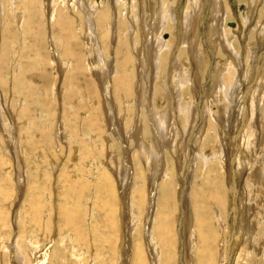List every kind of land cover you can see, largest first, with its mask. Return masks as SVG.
<instances>
[{"label":"bare ground","instance_id":"bare-ground-1","mask_svg":"<svg viewBox=\"0 0 264 264\" xmlns=\"http://www.w3.org/2000/svg\"><path fill=\"white\" fill-rule=\"evenodd\" d=\"M222 1H223V4H222ZM224 1L225 0H216L215 3L217 2V4L215 5L214 8L212 7L213 9H216V7L218 5V10H216V11H219V12L221 11V12L220 13L218 12V15L216 17L217 19L214 21L215 25L208 28L207 34H209V36H211L213 33H215V31L220 32L221 23L224 22L226 14H228V12H229V10H227L228 9L227 6H225ZM19 2H20V4H19ZM193 2H194V0H193ZM172 3H174V0H163L161 3V6H159L160 8L158 9V7H157V10H156V3L155 2L152 5L150 4L151 6L148 3L147 6L145 4L144 7H142V6H140L141 3H139V1L137 2V4H135V1L132 4V3H128V1H126V0H99V1H96V0H17V1L16 0H0V26L2 25L0 28V87H2L3 84L6 87L9 86V84H10L13 88V86H15V85H12L14 82V79L19 80V85H18L19 90L21 91V93L26 94L25 97L22 98V101L21 100L19 101V103H17V102L20 99V97L17 98L18 100H17L16 104H19V105H18V107H16V105H14V104L13 105L9 104V103H8V105L5 103L2 104L3 101H1V98L3 95L0 93V121H1L0 123L4 128L9 127L10 131H11V133L7 134L6 136L12 142V144L10 145L11 150L13 151V153L11 155V157H12L11 159H13V161L16 162L17 168H18V173L20 176V177H18L17 182L23 181L21 179V176L24 175L23 162H22V152H24V150L22 147L27 146L30 150L32 149V151H34L37 154L36 157L39 158V157H41V153L39 151H37V147H36V143H35V141H37V136L39 135L41 137H44L45 138L44 141H46L45 142L46 144H48V142L54 141V139H55L53 136H51L52 134L50 132L52 124L55 121L53 123H48L47 125L45 124L46 127H43L41 125V128H40L39 124H41V123L44 124V122H48L47 121L48 118H47V120H44L45 118H42L41 123H39V124L36 123V121H38V119L40 120V118H39L40 113H36L35 108L41 109V107H42L44 110H48L47 112H49V110L52 108L53 114H55L56 113L55 110H57L58 114L56 115V117L61 113V117H63V116H64V118L66 117L65 121L63 123L66 125L67 122H70V124H68V125H71L73 127V129L71 131L72 135L76 136V138L74 139L75 143H77V142L79 143L78 145L70 144V143L68 145V147L70 146L69 152H70L71 156H73L74 163H77V162L79 163L80 160L84 161V159H86V157H90L94 154H99L100 157H103L105 152H106V154H108L109 151L111 152L110 144H105L106 142L102 143L101 141H99L97 139V138H102L101 135H103V134H104V136H105V134H107V136H110V137L114 136L115 140L118 143H122V144H124L126 142V140H124V139L133 138L132 141H134V147H135L133 149L135 152L131 153V156L133 157L132 159L129 156L130 150H129L127 145L126 146L124 145V150H123L124 155L121 153V154H118V157H117L116 155L113 156V154L112 155L109 154V157L111 159H113V161L116 164L118 162L122 163V161L123 162H125V161L129 162V158H130V162L133 165L132 170L134 168V170H136V171L133 170V172H135L134 174H136V173L138 174V175L136 174L137 178L135 181H134V178L132 177L133 178L132 179L133 184L134 183L135 184H134V187L128 188L130 190H128L127 195H129V196H127V199H128V203H130V198H131V206H130L131 207V218H132L131 219V224H132L131 230L134 229L135 220L138 217L141 218V216L144 214V212L142 211V208L144 207L143 205L145 203V200L147 199L146 201L148 202V209H147L146 219L151 220V222H152L151 224H153V225L151 228H148L146 230V233H145L146 238L147 239L150 238L149 242H147L146 248H147L148 252L147 251L145 252L146 255H144L145 254L144 250L142 249L140 244L137 243V245L135 246L133 256L131 258V255H130L131 253L129 254V250L127 249V245L124 244L125 236H126L128 230H130V229H128L129 224L127 222L128 212L127 211L125 212L124 208L122 206L119 207L118 202H117L118 208L116 207L115 212H114L113 206L109 203L110 197H113L114 195H115V197H117V196L115 193L114 182H113L112 176L110 175V171H108L105 168L106 166H104L105 164L106 165H108V164L102 161L103 158L100 160L102 163H104L101 171L99 172V174L98 173L94 174L95 176L98 175V177L96 176L97 177L96 184H94V183L90 184L88 182L89 183V191L97 193L96 194L97 198L95 201L98 203L100 201L99 205L106 208L105 216L107 219V223H109V226L113 227L114 222L112 221V218L115 217L116 213H118L120 216L122 215L121 221L122 220L123 221L121 223L122 228H120V229L124 230L125 235L123 236V233L121 230L120 235L117 236L118 240H117V245H116V252L119 251V252H117V253H119L118 264H128L129 255H130L129 264H148V262H147L148 258L146 259L145 256L150 258L151 261L149 264H170V263H172V264H214V263L215 264H222V262L225 259V258L222 259L225 252H226V256H229L231 253L235 254L236 258H234V262H231V264H239L238 257H240V256H239V254L236 255V253L238 252V250H241L242 248H244V246L246 247V249L243 251L244 257H243L242 261L244 260L245 264H264V202L261 204V205H263L262 209L261 210L258 209L259 212H257V214L258 213L260 214V215H258L260 218H257V219H260L262 221V226L259 229H257L258 228L257 226H254L255 222L253 220H255L256 218L253 216H252L253 219L251 217L252 220L250 221V224L247 225L245 215H247L248 217L250 215L249 214L250 213V206H248L249 207V208H247L248 214L246 213V214L240 215L241 219H240V222L238 223V226H237L238 230L236 231V237L235 236L233 237L230 245L226 242L227 236L229 238L232 235V232L234 231L233 229L236 226V225L234 226L233 222H231L228 218L224 219L223 216H221V214L224 215L226 212H227V215H229L228 209L230 207L229 206L226 207V205H227L226 203L229 202V199H227V195H225L226 194V189H225L226 186L224 183V175H226V173H228V172H226V173L220 172L221 170L220 171L217 170V168L215 167L214 164L220 165L219 167L221 168V167H223V165L225 163L226 168H228V166H229L228 163L230 162L229 161V154L226 150H225L226 151L225 152L223 150V148H220V147H222L221 144H220L219 148H217V142L215 141V139H213V140L216 143L214 145H212L213 147L211 148V151L210 152L203 151V149L206 148L204 146H206L207 140L210 137L209 134L206 133L207 130L205 133L203 132L204 133V134H202L203 138H201L200 136H197V138L193 142V147H192L193 151L195 153V156H192V158H191L190 167H195V170H196V167L198 166L199 163H201V166L198 169L199 173L198 174L194 173L195 175L193 174L192 183H194V180H195V184H194V187L193 188L191 187L190 189L192 191H195V193H194L195 196H194V199L192 198L194 200V204H191L190 209L188 211L190 217L187 216V217H189V219L186 218L184 221L183 218H181L182 214L180 216H178V226H177V230H176V231H178L177 233H178V238H179V243H180V246H178V247L180 249V252L186 251V253L183 254L185 257V262H182L180 256H179V258H177L175 256V254L178 252V248H177V252H176V242H177L176 238H170V242H168V239H167L168 235L170 233L173 234L172 233L173 227L169 223V219L171 218L170 215L172 216V213L170 212L171 210L170 211L168 210L169 212H167V213L163 212L161 215H159V218L156 217L159 214L158 212H157L158 214L156 213V209L158 208L157 204H159V197H161L162 201H166V203H167L166 199L170 196H171V198H173L174 193H176L175 189L173 187V180H172L173 176L168 175L170 170L164 169L163 164H161V166L163 168L160 167L161 168L160 171L162 173H160L159 175H157V173H156V171H157L156 168H158V166L156 165V163L158 162V158H159L158 154H159V156H161V154H162V152H161L162 148L161 147L164 146V148H165L168 144L167 141H164L165 140L164 137H166V135L168 134L167 123L169 122V120L172 121V118L173 119L175 118L174 114L177 113V116L179 118L182 117V119L180 118L181 121L183 120L182 124H184L186 126V124L188 123L190 125V127L188 126L189 129L184 128L185 131L183 130V132L186 134L185 136H188L189 134H191L192 126L194 123H196L195 121L199 117L197 115L198 109L196 108V104H195L194 99L198 97L197 95L199 92V88L201 86V85L200 86H198V85L201 83V79L204 78L203 75L205 74V69L207 66L206 65L207 61L206 60L203 61L202 53H200L201 55L196 54L195 53L196 51H194L191 48V46L194 45V42H195V40L193 41V39L190 40L191 42L188 40H185V42L188 43V46L185 45V46H187L186 49H187V52L189 54L188 58L192 62V63L189 62V64H193V66H194L193 72H191L189 69V68H191L190 65H189V68L185 67V64H183L185 62L182 63L180 61L183 72L180 70L181 68H179V66L173 61H171L169 65H166L167 56H165L164 53L165 52H167V53L171 52L170 50L172 49V46H171L172 43H170L171 44L170 45V44H168V42H166V39L163 40L162 39L163 37H161L162 36L161 34L166 29L171 27L170 20L172 19V16H173L172 15V5H173ZM203 3H204V0H200L199 5L203 6ZM257 3H258L257 0H247V15L245 14V16H244L245 21L247 19H250L253 16L254 11H255V7H257L256 6ZM7 6L10 9H12L11 12H13V14H11V15L14 16V21H12V22L8 21L9 18L8 19L6 18L7 17L6 9L8 8ZM136 7H138V10H134ZM140 7H142V8H140ZM131 8H133V10L130 11ZM23 11H26L25 12L26 17H24V16L22 17ZM43 16H44V19L46 20L45 23L43 22L44 24H42ZM191 18L192 17H190L189 19H191ZM146 19L149 22H147ZM32 20H34V21L32 22ZM152 20H153V22H151ZM195 21H197V20H194L193 22H195ZM14 23L18 25L17 29L13 28L14 26H12V24H14ZM148 23H149V25H148ZM189 24H190V22L188 21V22H186V25L184 26V38L186 35H188V33L190 34V32H189L190 29L195 28L194 26L190 27ZM190 25H192V23ZM196 28H197V26H196ZM205 29H204V31H205ZM225 29H228V28H225ZM17 30L18 31L20 30L21 32L23 30L24 33H26L25 30L28 31V33H26L27 34L26 38L29 39L30 41L33 40V45L35 46V47H33L32 45H28V47H27L28 48L27 50L28 51L31 50V52L33 53V55H28L33 61H32V63L31 62H23V63H27V64H25L26 67L31 66V68L35 67V69L37 66L41 67V64H38V62L42 61V63H43L44 60H43V58H41L40 54L38 53V48L39 49H45L46 48V41L50 47H53L52 50L50 48V52L48 54H44V56L47 57V61H48L47 64L49 66L45 64V66L42 67V69L38 73V75H37V73L35 74L34 72H32V73H34L33 75L27 76L28 74L26 72H30V70H24L23 68H21L23 66L22 60L19 62V64H16V63L13 64V61L15 60L16 57L19 60V59H23L22 57L24 54L25 55L28 54L24 49H21L20 51L19 50L14 51L15 49H13V46L15 45L16 41L19 42V40H18L19 37H17V34H16ZM260 30H262V28L257 29V31H259V34H260ZM208 31H209V33H208ZM191 32H192V30H191ZM45 33L47 36V40H45V37H44V40H45V43H44V40H41V39ZM192 34L193 33H191L190 35H192ZM22 36H24V35H22ZM187 37L189 38V35ZM207 38H208V36H207ZM222 38H224L223 32H222ZM259 38H260V35H259ZM146 39L148 40L147 43H146ZM168 40H169V38H168ZM208 40H209V38H208ZM37 41H39V45H37V43H35ZM50 42L52 45H50ZM26 43H25V45H26ZM29 44H31V43L29 42ZM16 45H15V47H16ZM22 46H24V45H22ZM199 48H200V45H199ZM11 49H13V50L11 51ZM184 49H185V47L183 48L182 56L184 55ZM198 51L200 52V49ZM228 54L231 58H233L232 62L234 61V63H235L234 65L236 67H235V69L232 66L231 67L233 69L230 66L227 69L225 68L226 72L224 74H222L221 70L219 69L220 67H218V66H215V69L212 71L213 74L211 75V77L213 79H215L217 82V84L215 85L216 91L213 90L216 93V95L210 96L209 100L205 99L206 101L203 102L204 104H201V106L202 105L203 106L202 107L200 106L201 109L203 108V111H204L203 112L204 113L203 118L206 119V122H207L206 125L208 123L210 124V122L215 120L218 122V124L220 126L221 123H219L218 117L213 114L214 112H212V110H213L212 108L216 107V105H214V104L218 103V100L221 98H222V101H223V99H225L223 101V102H225V104L227 101L232 102L234 95L236 93L237 87H238V85H237L238 81H236L235 78H234L235 79L234 82L232 80H233V75L235 77V75L237 74L236 70L238 69V67L240 69L241 65L239 64V62H241V61H239V59H240L239 55H237L236 53H235L236 55L233 53H230V52ZM248 54H249V51H248L247 55ZM169 55H170V53H168V56ZM179 55H180V53L178 54V58H180ZM175 56H177V55H175ZM185 59L186 58H184V61H185ZM189 59H188V61H190ZM14 62H16V61H14ZM146 62L148 65L146 64ZM216 62H218V61H216ZM231 63L229 65H231ZM21 64H22V66H21ZM145 65H147V67H149L146 72L149 71L148 76L150 79V83H149V81H148V83H149L150 89H152L151 83L154 82L153 83L152 97H150V94H148V93H147V96H148L147 97L144 93L145 92L144 88H143V85H144L143 79L144 78H143L142 73L145 70ZM25 66H24V68H25ZM247 67H249V66H247ZM94 69H96L97 71H95ZM166 69L168 70V72H170V70H172L171 73H174L173 74L174 77H171V83H173V85L175 86L174 87L175 90H173V91H176L175 93H172L171 89L169 88L170 85H167L168 83L164 82V79H165L164 75L167 72ZM52 71H54V73H55V71L59 72L58 73L59 77L64 75V77L62 79V84H60L61 88L59 90V93H61V90L63 91V88H65L66 90L62 94V98H59L53 107L52 106L49 107L47 105L49 107V109H48L46 107V104L49 101H51L50 100L51 96H54V94L52 93V89L54 90V86H55V82H56V81L55 82L53 81L54 74L52 73ZM7 72L8 73L10 72L9 73L10 79L7 75L8 74ZM239 73H241V72H239ZM166 75H169V74H166ZM262 75L263 76H260L261 78L259 79V81H256L257 85L255 83L256 87L255 86L254 87L256 88L255 89L256 94L254 95V98H252V100H249V101H253V102H251V105L255 104L254 101H257L259 99L260 95H264V93H263L264 92V74H262ZM145 76H146V74H145ZM171 76H172V74H171ZM32 77H34L35 79H31ZM173 79H174V82H172ZM237 79H239V78H237ZM167 80H168V78H167ZM257 80H258V78H257ZM36 81L38 83V87H40V89H42V90H41V92L39 91L38 93L35 94V91H33L31 89L28 90L27 86L28 85L31 86V84L35 83ZM52 81H53V83H52ZM243 81H244V79H243ZM57 82H58V80H57ZM11 86L9 87V89H11V91H12L13 89L11 88ZM147 89L148 88H146V92H147ZM188 91H193V93L196 94V97L192 98V96H191V99L187 100L189 97L186 98V96H185L186 94L184 95V93H186ZM14 92H16V91H14ZM252 92H254V91L252 90ZM57 93H58V91H57ZM5 94H7V93H4V95ZM9 94H10V92H9ZM34 95H35V98H33V100H32V97ZM189 95H192V93L190 92ZM16 96H17V94H16ZM56 96H58V95H56ZM262 97H260V99ZM25 98H26V100H24ZM173 98H176L175 103L173 102ZM11 99H12V97H11ZM34 99H35V102H34ZM263 99H264V97H263ZM151 100L153 102L150 104ZM33 102L35 103L36 106L32 111V108L34 107ZM37 102L39 105L36 104ZM58 102H61L60 106L58 105ZM51 103H54V101L52 100ZM261 103H263V102H261ZM219 104L220 103H218V105ZM31 105H33V107ZM11 107H14V108H11ZM60 107L62 108L61 112H60ZM101 107L103 108L102 114H104V116H105V118L103 117V119L105 120L104 123H107L106 133L103 131L105 129H103V127H102L103 122L100 118L101 117ZM117 108H120V109L122 108V112H123L122 115L116 116L115 109H117ZM127 109H129V112H127V115H126L125 110H127ZM219 109H221V107H219ZM263 111H262V113H263ZM17 112L19 113L20 117L17 116V114H18ZM4 113H8L9 115L7 114V116H9L12 120L14 119V123H10L12 120L9 121L6 118V115H4ZM41 113H42V111H41ZM80 113H82V114H81V117L79 119ZM49 114H52V113H49ZM129 114H131V115H129ZM254 114L258 115V113H255V111L253 110L251 115L248 116L249 121L246 120L247 121L246 127H245V129H243V134L240 135L242 137V140H243V142L241 141V144H243L242 146H244V147H242V149H240V152L238 154L240 155V157L241 156L243 157V155L246 153L251 154L253 144L255 142H257L256 148H258L260 150L261 156H258V157H260L258 160H257V158L255 159V162L252 165V168L255 172L250 173V175L248 176V179H249L248 181L251 182L250 179H252V180L255 179L257 181L256 183L262 184V183H264L263 182L264 181V154L261 151L263 145L260 144L259 141L260 142L264 141V136L261 132L264 129V113H263V119L261 118L260 121L256 120V116L254 117ZM219 115L221 116V114H219ZM27 116H29V117H27ZM47 117H48V115H47ZM61 117H59V118H61ZM225 117H226V115H225ZM225 117H224V119H225ZM54 118H55V116H54ZM118 118L122 121L123 120L125 121L124 122L125 124H122L123 126L125 125L126 127H128L129 124L133 125L134 127L131 128L132 131L126 129V131H123L122 134H118V132H117V119ZM177 120H179V119H177ZM210 120H212V121H210ZM60 122H61V120H59V123ZM101 122H102V124H101ZM217 122H214L215 126H216ZM63 123H62V125L64 126ZM223 124H224V126H223V128H224L226 123H223ZM257 125H259L260 127L258 128ZM15 126H18L16 128V130L18 131L16 133V135L14 134L15 131H13V128H15ZM58 126H61V124L60 125L57 124V126L55 127V129L53 131V134L57 137H61V135H62L63 140L64 139L68 140V138L70 137L69 135L71 133L69 134V132H67L69 134L67 136V133L64 134V132L62 131L61 134L59 133L60 134L59 135L58 134V130H59ZM115 126H116V128H115ZM207 127H209V126H207ZM220 127H222V126H220ZM24 128H25V130L27 129L26 130L27 132H24ZM178 128H176L175 130L170 129V132L176 131L175 132L176 134L177 133L181 134L180 128L179 129ZM226 128L227 127H225V129ZM260 128H261V130H260ZM181 129H182V127H181ZM199 130L203 131V128L201 127ZM215 130L216 129L214 128V131ZM7 131H9V130H7ZM21 131H23V133ZM257 131H258V133H257ZM4 133H6V132H4ZM147 133L150 134L151 142L153 141L152 142L153 144L150 143V145H148L147 142L144 144V139H146V138H144V134L147 135ZM211 133H213V132H211ZM79 134H81L80 137L77 136ZM256 135H257V139L255 138ZM39 136H38V139H39ZM41 137H40V139H43ZM79 138H82V139H79ZM103 138H105V137H103ZM6 139H5V145L8 144V140H6ZM20 139L23 140V143L22 142L20 143ZM106 139H107V137H106ZM0 140H4V139H0ZM128 140H130V139H128ZM210 140H211V137H210ZM210 140H209V142H210ZM38 141H41V140H38ZM59 141H60V139H59ZM72 141H73V139H72ZM104 141H105V139H104ZM212 141H211V143H212ZM112 143H114V142H112ZM22 144H24V145L22 146ZM81 144H83V146H81ZM97 145H99V146H97ZM185 145H186V142H183V144L181 142L180 146H178V149H181V146H182V148H183L182 150L185 153L188 152L187 149L185 148ZM72 147H75V148L73 149ZM41 148L42 147H40V149ZM43 148L47 149L46 146H43ZM52 150H53V148H52ZM46 151H48V150H46ZM42 152H43V150H42ZM119 155L122 157L120 158ZM163 155H164V153H163ZM31 156H32V154H31ZM24 157H26L25 153H24L23 158ZM240 157L237 156L235 161H237L238 166H241V165L243 166L242 163H239L241 161ZM161 160H162V158H161ZM250 161L252 162V160H250ZM39 162H38V164H39ZM95 162H97V161L95 160ZM251 162L249 164H251ZM49 163H51V162L49 161ZM85 164H86V167H89V168L95 167V166H93L94 159L91 160V164L89 162H87V163L85 162ZM95 164H97V163H95ZM112 164H114V163H112ZM77 165L79 166V164H77ZM30 166H32V165H30ZM81 166H84V165H81ZM25 167H24V169H25ZM256 167H258V169ZM67 168H68V166H67ZM254 168H256V169H254ZM93 170H96V169L94 168ZM90 171H91V169H90ZM147 172H148V178H147L146 182L145 183H137V181H142V179L144 178V173H147ZM77 173H78V170H77ZM116 173H117V175H116ZM122 173L123 172H121L120 170H118L117 172H114V175H115L114 179L117 178L120 182V180L123 178ZM229 174H231V173H229ZM126 175L127 174H124L125 177H126ZM92 176H90L88 179L87 178L86 179L92 181V178H91ZM55 177H57V176H55ZM32 179H34V178H32ZM127 179L131 181L130 177ZM37 180L39 181V179H37ZM180 181H179V184H181ZM85 182H86V180H85ZM85 182L84 183L82 182L80 184L78 183L80 185L81 190H83L84 186H86ZM92 182H94V181H92ZM246 182H247V180H246ZM31 184H33V183H31ZM37 184H38V182H37ZM230 184L232 185V182ZM42 185L45 186L44 183ZM186 185H188V184H186ZM248 185H250V184H248ZM31 186H34V185H31ZM46 186H47V184H46ZM70 186H72V185H70ZM70 186H68V187H70ZM188 186H190V185H188ZM263 187H264V185H263ZM180 188H181V185H180ZM246 188L248 189V192L251 190L250 189L251 187H249V186H246ZM44 189H45V187H44ZM191 190H189V191L186 190V192L187 191L189 192V197H192V196H190ZM196 190L198 191V193ZM260 190H261V188H260ZM182 192H184V189L182 190ZM258 193H259V191H258ZM79 194H81V193H79ZM225 196H226V199H225ZM249 197H250V195L248 196V201L250 200ZM36 198H38V196H34V200L31 197V199H29L31 201V203H29V205H28L30 208V215L28 216L29 217L28 220H30L33 224L39 223L38 218H37L38 209H36L38 207L37 206L38 202L35 201V200H37ZM77 198H79V197H77ZM183 198H184V196H183ZM40 199H42V198H40ZM47 200H49V199L47 198ZM262 200L260 201V199H259L260 202H262ZM92 201H94V200H92ZM70 202L73 203L72 201H70ZM121 203H122V205H124L123 201ZM154 206H155V211H153ZM182 206H183V202L181 204V211H185V210H183L184 207H182ZM166 208H167V206H166ZM176 208L177 207H175V210H176ZM239 208H240V206H239ZM19 209L20 208L13 210L12 215L10 216L12 218L13 224L17 227H18L19 221L21 219L20 218V213H21L20 210H23V209H20V210ZM242 209H244L243 206H241L240 210L242 211ZM48 210H49V208H48ZM234 210L235 209L233 207L232 211H234ZM43 212H44V210H43ZM65 212H66V210L64 211L63 215H65ZM185 212H183V215ZM85 214H86L85 220H87V223H88L87 225H89L90 221H91V217L93 215V210L91 208L90 203L87 204ZM47 215H48V212H47ZM11 218H9L8 221H10V224L12 225V222L10 220ZM65 218L70 223L69 227L74 228L76 231H78V233L76 235L80 236L81 235L80 234V228H79V226H77L79 216H77L75 214V211H74V213H72L70 211L68 213V216ZM174 218L176 219V217H174ZM43 219L44 218H42V220ZM42 220H41V223H42ZM44 220H43V222H44ZM174 220H173V222H174ZM147 222H150V221H147ZM256 224H257V222H256ZM67 226H68V224H67ZM37 228H38V226H37ZM189 229L193 230V234L189 238L190 242L188 241V238L184 237V235L186 234V231L188 232ZM191 230H190V232H191ZM94 231H95V229H94ZM225 231L228 233L227 236L223 235V233ZM226 232H225V234H226ZM155 233H156V235H155ZM44 234L45 233H43V234L41 233V235H38L36 241H28V240L18 241V237H19L18 236L17 239H15V241H14L15 245H14V243L10 242L9 240H3V241L0 240V245L3 246L2 248L4 249V251H6L8 254L10 253V255H9L10 256V262H8V264H51V261H49V260L51 257L50 254L52 252L56 251L57 254H60L59 251H61V252H64L66 254H69V252L67 251V243L71 244L73 251L75 250L76 241L74 240L75 238L72 236V233L69 229H64L60 233L58 232L55 234V237L59 238V240L62 241L60 244L61 249H59V251L56 250L57 246L54 245L53 243H51V241L49 242L46 239V235H44ZM182 234H183V236H182ZM156 236L158 237L159 240L157 239ZM260 237L262 239V242L259 243L257 240H259ZM147 239H146V241H148ZM171 239H172V241H171ZM261 239H260V241H261ZM65 240H67V241L65 242ZM68 240H70V242ZM215 240H218L217 246H216V244H215V246L213 245ZM242 241H243V244L241 245ZM59 243H60V241H59ZM197 243H199V247L196 248ZM56 244H57V242H56ZM159 244H161V247H163V248H161ZM18 245H21V247L25 250V254H26L27 258H26V256H23L21 252L18 251ZM225 246H227V247H225ZM212 247H217V249L215 251V259L213 256L214 254H212V252H214V250H212ZM225 248H227V250H225ZM90 249H89V253H91ZM165 249L167 251H165ZM19 250L21 251V249H19ZM24 250H22V251H24ZM66 254H65V256H66ZM77 254H78V252H77ZM218 254H219L220 259L218 260V263H217L216 262V256ZM248 254H250L251 258L248 257ZM179 255H181V254H179ZM55 256H56V254H55ZM11 257H12V260H11ZM73 257L76 258L75 256H73ZM93 260L94 259L91 255V258L89 257L87 264H93ZM183 260H184V258H183ZM76 261H77V259H76ZM84 263H85V261H84ZM52 264H53V262H52Z\"/></svg>","mask_w":264,"mask_h":264},{"label":"rangeland","instance_id":"rangeland-1","mask_svg":"<svg viewBox=\"0 0 264 264\" xmlns=\"http://www.w3.org/2000/svg\"><path fill=\"white\" fill-rule=\"evenodd\" d=\"M96 1H99V0H96ZM126 1H128V3H132V4H133L134 1H135V4H137V2L139 1V3H141L140 6H142V7H144L145 4L147 6L148 3H149V5L150 4L152 5L155 2L156 3V10H157V7H158V9L160 8L159 6H161V3H162L163 0H138V1L137 0H126ZM215 1L216 0H204L203 6H201V5H199L200 4V0H197V1L194 0V2H193V0H174V3H172L173 4L172 5V15L173 16H172V19L170 20L171 27L166 29L161 34L162 35L161 37H163L162 38L163 40L166 39V42H168V44L172 43V45L170 44L172 46V49L170 50L171 52H168V53H170V55L168 56L167 52L164 53L165 56H167L166 65H169L170 62L173 61L179 66V68H181L180 70L183 72V69H182V66H181V62L182 63L185 62V63H183V64H185V67L189 68V65H190L191 68H189V69H190L191 72H193L194 71V66H193V64H189V62L190 63H192V62L188 58L189 54H188L187 49H186L187 46H188V43L185 42V40L190 41V40L193 39V41L195 40V42H194V45L191 46V48L194 51H196L195 52L196 54L202 53L203 61L206 60L207 61L206 65L208 66V67L206 66L205 74L203 75L204 78L201 79V83L198 85V86L201 85L200 88H199L198 95H197L198 97L195 98L196 94L193 93V91H188V92L184 93V95L186 94L185 95L186 98L189 97L187 100L191 99V96H192V98H195L194 100H195L196 108L198 109L197 115L199 117L195 121L196 123H194L193 126H192V130L191 131L193 133L191 132V134H189L190 136L189 135L185 136L186 134L183 132V130L185 131L186 128L189 129L190 125L187 123L186 124L187 127H186L184 124H182V122H183V120L181 121L182 117H180L181 118L180 119L177 116V113H175L174 114L175 118L174 119L172 118V121L169 120V122L167 123L168 134L166 135V137H164L165 138L164 141H167L168 144H167V146L165 148H164V146L161 147L162 148L161 149L162 154H161V156H159V154H158V157L160 159L158 158V162L156 163L158 168L155 167L156 170H157L156 171L157 175L162 173L160 171V169L164 167V169L170 170L168 175L173 176V178H172L173 187H174L176 193H174V197L173 198H171V196H170V197H168L166 199L167 203H166V201H162L161 197H159V204L160 205L162 203L163 204L161 206L159 204H157L158 208L156 209V213L158 212L159 214L157 213L158 216H156V217L159 218V215H161L163 212L167 213V212H169L171 210L170 212L172 213V216L170 215L171 218L169 219V223L173 227L172 230L174 232L172 231L173 234L170 233L168 235L167 239H168V242H170V238H176V240H177V242H176V252H177V248H178V252L179 253L177 252L175 254V256L177 258H179V256H180L182 262H185V257H184L183 254L186 253V251L185 252H180V249L178 247V246H180L178 233H177L178 231H176L177 230V226H178V216H180L182 214L181 218H183L184 221H185L186 218L189 219V217H190L188 211L190 209L191 204H194V200L193 199H194V196H195L194 195L195 191H192L190 189L191 187L193 188L194 184H195V180H194V183H192L193 174L194 173L198 174L199 173L198 169L201 166V163H199L198 166L196 167V170H195V167H190L191 158H192V156H195V153H194L192 147H193V142L195 141L197 136H200L201 138H203L202 134H204L206 132V130H207L206 133L209 134V136L211 137V140H210V137H209V139L207 140L206 146H204L206 148H204L203 151L210 152L211 148L213 147L212 145H214L217 142V148H219V146L221 144L222 147H220V148H223V150L224 151L226 150L228 152V154H229V161L230 162L228 163V165H229L228 168H226L225 163H224L223 167H221V168L219 167L220 165L214 164L215 167L217 168V170H219V171L221 170L220 172H222V173L228 172V173H226V175H224V174L223 175H224V183H225V186H226V188H225L226 189V194L225 195H227V199H229V202L226 203L227 204L226 207H228V206L230 207L228 209L229 215H227V212H226L224 215L221 214V216H223L224 219L228 218L231 222H233L234 226L235 225L236 226L233 229L234 231L232 232V235L229 238L227 236L228 233L226 231H225L226 234H225V232L223 233V235L227 236L226 242L230 245V243L232 242L233 237L234 236L236 237V231L238 230L237 226H238V223L240 222V219H241L240 215L246 214V213L248 214V209H247V208H249L248 206H250V213H249L250 215H249V217L247 215H245L246 216L247 225H249L250 221L253 219V217H255L256 219L253 220L255 222V223L253 222L254 226H257L258 227L257 229H259L262 226V221L260 219H257V218H260L258 216L260 214L259 213L257 214V212H259V210L262 209L263 205H261V204L264 202V191H263L264 190V187H263L264 183L258 184V183H256L257 181L255 179L254 180L250 179L251 182L248 181L249 180L248 176L250 175V173L251 172H255L253 170V168H252V165L254 164L255 159L257 158V160H258L260 158L258 156H261L260 150L258 148H256L257 142H255L253 144L251 154H248V153L244 154L243 153L244 155H243V157L241 156L242 157L241 158L238 153L240 152V149H242V147H244V146H242L243 144H241V141L243 142V140H242V137L240 135L243 134V129H245L247 121H249L248 120V118H249L248 116H250L251 113L254 110L255 113H258V115L254 114V117L256 116V120L260 121L261 118L263 119V113H264V111H263L264 110V105H263L264 104V99H263V97H264V95H260L259 99L257 101H254L255 104L251 105V102H253V101H249V100H252V98H254V95L256 94L255 93V89H256L255 87L257 85L256 81H259V79L261 78L260 76H263L262 74H264V71H263L264 70L263 69L264 68V0H257L258 1L257 5H256L257 7H255V11H254L253 16L250 19H247L248 21L247 20L245 21V18H244L245 14L247 15V0H225L224 3H225V6H227V8H228L227 10H229V12H228V14H226L224 22L221 23L220 32L215 31V33H213L211 36H209V34H207V30L211 26L215 25L214 21L217 19L216 17H217L218 12H219V11H216V10H218V5H217L216 9H213L215 7V5L217 4V2L215 3ZM20 2H19V4H20ZM222 4H223V1H222ZM142 7H140V8H142ZM7 9H6V14H7L6 18L7 19L9 18L8 21L12 22V21H14V16L11 15V14H13V12H11L12 9H10L9 7ZM131 10H133V8H131L130 11ZM134 10H138V7H136ZM25 12L26 11H23L22 17L23 16L26 17V13ZM190 17H192V18L189 19ZM194 20H197V21H195L196 23L193 22ZM33 21L34 20H32V22ZM188 21L190 22V24L192 23V25L189 24L190 27H193V26L195 27L194 29L192 28L189 31L190 34L193 33L192 35H190L188 33L190 39L187 37L188 35H186L185 38H184V26L186 25V22H188ZM43 22L44 23L46 22V20L44 19V16H43V19H42V24H44ZM147 22H149V21L147 20ZM151 22H153V20ZM228 23H231L233 26L228 25ZM148 25H149V23H148ZM1 26H0V28H1ZM12 26H14L13 28H15V29H17V27H18V25L15 24V23L12 24ZM196 26H197V28H196ZM225 28H228V29H225ZM258 28H262V30H260V34H259V31H257ZM204 29H205V31H204ZM191 30H192V32H191ZM25 32L28 33V31H26V30H25ZM222 32L224 33V38H222ZM26 33H24L23 30H22V32L20 30L19 31L17 30L16 34H17V37H19V39H18L19 42L16 41L15 45L16 44L17 45H16V47L14 45L13 49H15L14 51H16V50L20 51L21 49H24L28 54H26V55L24 54L25 56L23 55V57H22L23 59H19V60L15 56L16 58L14 57L15 58L14 61H16V62L13 61V64H15V63L19 64V62L22 60L23 66L21 64V66H22L21 68H23L24 70H30V72H26L28 74L27 76L33 75L34 73L35 74L37 73V75H38V73L41 71L42 67H44L45 64L48 65L47 64V62H48L47 61V57L44 56V54H48L50 52V48L52 50L53 47H50L48 45L47 41H46V48L45 49H39L38 48V53L40 54L41 58H43V60H44L43 63H42V61L38 62V64H41V67L37 66L36 69H35V67L31 68V66H27L26 67L25 64H27V63H23V62H31L32 63V61H33L28 56V55H33V53L31 52V50L28 51L27 47H28V45H32L33 47H35L33 45V40H31L32 41L31 42L29 39L26 38V36H27ZM208 33H209V31H208ZM22 35H24L25 37L22 36ZM259 35H260V38H259ZM207 36H208L209 40H208ZM44 37H45V40H47L46 33L43 35L41 40H44ZM170 37L171 38L173 37V38L171 39ZM168 38H169V40H168ZM45 40H44V43H45ZM29 42L31 44H29ZM147 42H148V40L146 39V43ZM25 43H26V45H25ZM35 43H37V45H39V41H37ZM22 45H24V46H22ZM50 45H52L51 42H50ZM185 45H187V46H185ZM199 45H200V48H199ZM184 47H185L184 55L182 56V54H183L182 52H183V48ZM198 48L200 49V52L198 51L199 50ZM13 49H11V51ZM248 51H249V54L247 55ZM229 52L233 53V54L236 53L237 55H239V58H240L239 61H241V62H239V64L241 65L240 69L238 67V69L236 70L237 74L235 75V77L233 75V80H232L233 82L235 81V79H236V81H238L237 82L238 87H237V90H236V93L234 95V98H233L232 102H230V101L228 102L227 101L226 104H225V102H223L225 99H223V101H222V98H221V99L218 100V103H220L219 104L220 106L218 105V103H216V104H214V105H216V107L212 108L213 109L212 112H214L213 114L218 117L219 123H221L220 126H222V127H220L218 122L215 121V120H213V121L210 120L213 123L210 122V124L208 123L206 125V123H207L206 119L203 118V116H204L203 112L204 111H203V108L201 109V107L203 105L201 106V104H204L203 102H205L206 100H209L210 96L216 95V93L214 91H216V88H215L216 86L215 85L217 84V82H216L215 79H213L211 77V75L213 74L212 71L215 69V66H218V67H220L219 69L221 70L222 74H224L226 72V69L229 68V66L230 67L232 66L234 69L236 67L234 65L235 64L234 61L232 62L233 58H231L229 56V54H228ZM179 53H180V55H179L180 58H178V54ZM175 55H177V56H175ZM184 58H186L185 61H184ZM188 59L190 61H188ZM216 61H218V62H216ZM230 63H231V65H229ZM146 64H147V62H146ZM147 65H145V70L142 73L143 74V78H144L143 79V84H144L143 88H144V91H145L144 92L145 95L147 96V93H148V94H150V97H152L153 83L154 82L151 83L152 84L151 85L152 89H150L149 88L150 79H149V76H148L149 75V71L146 72L148 70V68H149V67H147ZM24 66H25V68H24ZM247 66H249V67H247ZM94 70L97 71L96 69H94ZM32 72H34V73H32ZM171 72H172V70H170V72H168V70H167V72L164 75L165 76L164 82L168 83L167 85H170L169 88L171 89V92L175 93L176 91H173V90H175L174 89L175 86L173 85V83H171V77H174L173 76L174 73H171ZM239 72H241V73H239ZM9 73L7 75L9 77V79H10V74ZM52 73L54 74L53 81L54 82L56 81L55 82V86H54V90L52 89V93L54 94L55 97L51 96V98H50L51 101H49L50 103L48 102L46 104V107L48 109H49L50 106L53 107L54 104H56V101L59 98H62V94L66 90L65 88H63V91L61 90V93H59V90L61 88L60 84H62V79H63L64 75L59 77V74H58L59 72L55 71V73H54V71H52ZM145 74H146V76H145ZM166 74H169V75H166ZM171 74H172V76H171ZM167 78H168V80H167ZM237 78H239V79H237ZM257 78H258V80H257ZM31 79H35V78L32 77ZM174 79L172 80V82H174ZM243 79H244V81H243ZM57 80H58V82H57ZM53 81H52V83H53ZM148 81H149V83H148ZM14 82L12 84V85H15V86H13V88H12V86L10 84L7 87L4 84H3L2 87H0V93L3 95L2 98H1V101H3L2 104L5 103V104L8 105V103H9V104H12V105L14 104V105H16V107H18L19 104H16V102L18 100L17 98L20 97V99L17 102V103H19V101L20 100L22 101V98H24L26 94L25 93H21V91L19 90V87H18L19 80H15L14 79ZM255 83H256V85H255ZM10 86H11V88L13 90L15 89L14 91H16V92H14L13 90L11 91V89H9ZM146 88H148L147 92H146ZM27 89L28 90L31 89V90L35 91V94L38 93L39 91L41 92V90H42V89H40V87H38L37 81L35 83H32L31 86L28 85ZM252 90L254 92H252ZM57 91H58V93H57ZM9 92H10V94H9ZM190 92L192 93V95H189ZM4 93H7V94L4 95ZM16 94H17L18 97L16 96ZM56 95H58V96H56ZM11 97H12V99H11ZM260 97H262V98L260 99ZM26 98L24 100H26ZM33 98H35V95L32 97V100H33ZM52 100L54 101V103H51ZM175 100H176V98H173V102L174 103H175ZM34 102H35V99H34ZM34 102H33L34 107H33V105H31L33 107L32 111H33V109L36 106ZM152 102L153 101L151 100L150 104ZM261 102H263V103H261ZM36 104H38V102ZM58 105L60 106L61 102H58ZM219 107H221V109H219ZM11 108H14V107H11ZM35 110H36V113H40L39 114L40 120L38 119V121H36V123H38V124L41 123V119L42 118H45L44 120H47V118H48V120H47L48 122H44V124H42V123L39 124L40 128H41V125L43 127H46L45 124L47 125L48 123H53L55 121L53 123L54 125L52 124L51 130H50V132L52 134L51 136H53L55 139H54V141L48 142V144H46L45 143L46 141H44V139H45L44 137H41V136L38 135L39 136V139H38V136H37V141H35V143H36L37 151H39L41 153V157H39V158L36 157L37 154L34 151H32V149L30 150L27 146L24 147L23 146L24 144H22V146H23L22 148L24 150V152H22V162H23L24 175L21 176V179L23 181H20V182L18 181L17 182L18 177H20L19 173H18L17 164H16V162L13 161V159H11L12 158L11 155H12L13 151L11 150V146L10 145L12 144V142L6 136L7 134L11 133L10 128L9 127H5L4 128L1 125V123H0V139H4V140H0V144H1L0 145V240L1 241L9 240L10 242L14 243L15 239H17V237L19 236L18 237V241H21V240L22 241H25V240L36 241L38 235H41V233L42 234L45 233L44 235H46V239L49 242L51 241V243L56 245L57 246L56 250L59 251V249H61L60 244H61L62 241L59 240V238H56L55 234L58 233V232L60 233L64 229H69L71 231V233H72V236L75 238L74 240L76 241L75 250L73 251L72 247H71V244L67 243V251L69 252V254H66V253L61 252V251H59L60 254H57L56 251L52 252L50 254L51 257H50V260H49V261H51V264H52V262H53V264H55V263L56 264H76V263L77 264H81V263L82 264H87L89 257L91 258V255H92L93 259H94L93 260V264H96V263L97 264H118L119 253H117V252H119V251L116 252V245H117V240H118L117 236L120 235L121 230H122L123 236L125 235L124 230L120 229V228H122V225H121V223L123 221V220L121 221L122 215L120 216L118 213H116L115 217L112 218V221L114 222L113 227L109 226V223H107V219H106V216H105L106 208H104V207L99 205L100 201H99V203L95 201L96 198H97V195H96L97 193L89 191V183L90 184L91 183L96 184L98 175H96L97 176L96 177L94 174H97V173L99 174V172L101 171L104 163H102L100 160L103 158L102 161L108 164V165L105 164L104 166H106L105 168L108 171H110V175L112 176V179H113V182H114L115 193H116V196H117V197H115V195H114L113 197H110L109 198V203L113 206L114 212H115L116 207L118 208V205H119V207L122 206L124 208L125 212L126 211L128 212L127 222L129 224V228L128 229H130V230H128L129 233L127 232V234L125 236L124 244L127 245V249L129 250V254L131 253L130 254L131 258L133 256V253H134V250H135V246L137 245V243L140 244V246L142 247V249L144 250V253H145L147 251V248H146L147 247V242H149V240H150V238L149 239L146 238L145 233H146V230L148 228H151L152 225H153V224H151L152 223L151 220H147L146 219L147 209H148V202L146 201L147 199L145 198L146 200H145V203L143 205L144 207L142 208V211L144 212V214H143L144 216L142 215L141 218L138 217L135 220L134 229L131 230V226H132V224H131V219H132L131 218V207H130L131 206V198H130V203H128V199H127V196H129V195H127L128 194V190H130L128 188L134 187V184H135V183L133 184L132 179L134 178V181H135L136 178H137V175H138L137 173H136L137 175L134 174L135 173V172H133L134 168L132 170V166L133 165L130 162V158L131 159L133 158L131 156V153L135 152L134 149H133V148H135L134 147V141H132L133 138H128L130 140H128L127 138L124 139V140H126V142H125L126 144L125 143L122 144V143H118L115 140L114 136L110 137V136H107V134H105V136H104V134H103V135H101V137L102 138L105 137V138H103V139L102 138H97V139L99 141H101L102 143L106 142L105 144H110L111 152L109 151L108 154H106V152H105L103 157H100L99 154H94V155H92L90 157H86V159H84V161L80 160L79 163L78 162L74 163L73 156H71V154L69 152L70 146L68 147V145H69V143L70 144H76V145H78L79 143L78 142L75 143L74 139L76 138V136L75 135L73 136L72 132H71L73 127L71 125H68V124H70V122H67L66 125H65L63 122L65 121L66 117L65 118H64V116L61 117V113L56 117V115L58 114L57 110H55L56 113L53 114L52 108L49 110V112H47L48 110H44L42 107H41V109L40 108H38V109L35 108ZM40 110L42 111V113H41ZM61 111H62V108L60 107V112ZM262 111H263V113H262ZM127 112H129V109L125 110V114L126 115H127ZM49 113H52V114H49ZM102 113H103V108L101 107V117L100 118H101V120L103 122V124H102V122H101V124H102L103 129H105L103 131L106 133V131H107V126H106L107 123H104L105 120L103 119V117L105 118V116ZM122 113H123L122 112V108L121 109L120 108L115 109L116 116L117 115L120 116V115H122ZM7 114L8 113H4V115H6V118L9 121H11L12 119L9 116H7ZM81 114L82 113H80V115H79V119L81 117ZM219 114H221V116ZM47 115H48V117H47ZM53 115L55 116V118H54ZM129 115H131V114H129ZM225 115H226V117H225ZM17 116L20 117L19 113L17 114ZM27 117H29V116H27ZM59 117H61V118H59ZM224 117H225V119H224ZM177 119H179V120H177ZM59 120H61L60 123H59ZM124 122H125L124 120L122 121L119 118L117 119V132H118V134H122L123 131H126V129L132 131L131 128L134 127V126L131 125V124H129L128 127H126L125 125L123 126L122 124H125ZM214 122H217L216 126H215ZM10 123H14V119ZM62 123L64 124V126L62 125ZM223 123H226L225 124V127H227L226 129H225V127L223 128V126H224ZM57 124H59V125L61 124V126H58L59 127L58 134L59 133L61 134L62 131L64 132V134L67 133V132H69V134L71 133L70 135L67 133V136L68 135L70 136L68 138V140H66V139L63 140L62 135H61V137H57V136H55L53 134V131H54L55 127L57 126ZM180 126L182 127V129H181ZM200 126L203 128V131L199 130L201 128ZM207 126H209V127H207ZM257 126H258V128L260 127L259 125H257ZM17 127L18 126H15V128H13V131H15L14 132L15 135L18 132L16 130ZM178 127L180 128L181 134H178V133L176 134L175 133L176 131H171L170 132V129L171 130H175ZM115 128H116V126H115ZM214 128L216 129L215 131H214ZM7 130H9V131H7ZM26 130L24 128V132H27ZM260 130H261V128H260ZM210 131L213 132V133H211ZM4 132H6V133H4ZM21 132L23 133V131H21ZM261 132H262V134L264 136V129ZM257 133H258V131H257ZM80 135L81 134H79L77 136L80 137ZM40 137L43 138V139H40ZM106 137H107V139L109 141L106 139ZM58 138L60 139V141H59ZM144 138H146V139H144V144L147 142V144L150 145V143L153 142V141L151 142V138H150V134L149 133H147V135L144 134ZM255 138L257 139V135L255 136ZM5 139L8 140V144H6L7 146L5 145ZM72 139H73V141H72ZM79 139H82V138H79ZM104 139H105V141H104ZM213 139H215L216 142H214ZM38 140H41V141H38ZM209 140H210V142H209ZM211 141H212L213 144L211 143ZM21 142L23 143V140L20 139V143ZM112 142H114V143H112ZM181 142H182V144H183V142H186L185 148L188 151V152H186L187 154L182 150L183 149L182 146H181V149H178V146H180ZM259 143L263 145L261 151L264 154V141L263 142L259 141ZM83 144H81V146H83ZM124 145L125 146L127 145L129 150H130V155H129L130 156V158H129V162L130 163L127 162V161H125V162L122 161L123 164L121 162H118L116 164L113 161V159H111L109 157V154L110 155L113 154V156L116 155L117 157H118V154H121V153L124 155V152H123ZM43 146H46L47 149H44L45 147L43 148ZM97 146H99V145H97ZM40 147H42L41 149L43 150V152L40 149ZM52 148H53L54 151L52 150ZM72 148L74 149L75 147H72ZM46 150H48V151H46ZM24 153H25L26 157L23 158ZM163 153H164V155H163ZM31 154H32V156H31ZM237 156L240 157L241 161L239 163H242L243 166L242 165L241 166L237 165V161H235ZM119 157L121 158L122 156L119 155ZM161 158H162V160H161ZM92 159H94L93 166H95L94 168L96 170H93L94 168H91V167L90 168L86 167L85 162L86 163L89 162L91 164V160ZM95 160L97 162H95ZM250 160H252V162ZM49 161L51 163H49ZM38 162H39V164H38ZM250 162H251V164H249ZM95 163H97V164H95ZM112 163H114V164H112ZM29 164L32 165V166H30ZM77 164H79V166ZM161 164H163V167L161 166ZM81 165H84V166H81ZM67 166H68V168H67ZM80 166L82 168L84 167L85 169L84 168L82 169ZM24 167H25V169H24ZM256 168L258 169V167H256ZM256 168H254V169H256ZM90 169H91L92 172L90 171ZM77 170H78L79 174L77 173ZM118 170L123 172L122 173L123 178L120 180V182H119V180L117 178L114 179L115 178L114 172H117ZM134 171H136V170H134ZM229 173H231V174H229ZM124 174H127L126 177L124 176ZM116 175H117V173H116ZM55 176H57V177H55ZM90 176H92L91 178H92V181H94V182H92L91 180H87ZM128 176L131 178V181L127 179V178H129ZM32 178H34V179H32ZM147 178H148V172L144 173V178L142 179V181H137V183H145ZM37 179H39V181ZM85 180H86V182H85ZM246 180H247V182H246ZM179 181H180L181 184H179ZM230 181L232 182V185L230 184L231 183ZM37 182H38L39 185L37 184ZM82 182L86 183V186L83 185L84 186L83 190L80 189V185H79ZM31 183H33V184H31ZM43 183H44L45 186L42 185ZM46 184H47V186H46ZM186 184H188L190 186H188ZM248 184H250V185H248ZM31 185H34V186H31ZM70 185H72V186H70ZM180 185H181V188H180ZM245 185L251 187L250 189L252 191L250 190L248 192V189L246 188ZM68 186H70V187H68ZM44 187H45V189H44ZM260 188H261V190H260ZM181 189L182 190L184 189L185 193L182 192ZM186 190H188V191L191 190L190 196H192V197H189V192L188 191L186 192ZM258 191H259V193H258ZM79 193H81V194H79ZM197 193H198V191H197ZM249 195H250V197H249L250 200L248 201V196ZM34 196H38V198H36L38 201L37 200H35V201L38 202V204H37L38 207L36 209H38L37 218H38L39 223H36V224H33L30 220H28L29 219L28 216L30 215V208H29L28 205H29V203H31V201L29 199H31V197H32L33 200H34ZM183 196H184V198H183ZM39 197L42 198V199H40ZM77 197H79V198H77ZM47 198L49 200H47ZM225 199H226V196H225ZM259 199H260V201L263 199L262 202H260ZM92 200H94V201H92ZM70 201H72L73 203H71ZM122 201H123L124 205H122V203H121ZM182 202H183V206L182 207H184L183 210H185L186 212L185 211H181ZM89 203L91 204V208L93 210V215L91 217L90 224L87 225L88 223H87V220H85V215H86L85 211H86V208H87V204H89ZM166 206H167V208H166ZM239 206H240V208H239ZM241 206H243V208H244V209H242V211L240 210ZM175 207H177L176 210H175ZM233 207L235 209L234 211H232ZM17 208L23 209V210L19 209L20 212H21L20 213V218L21 219L19 221L18 227L13 224L12 218L10 217L12 215V211L17 209ZM48 208H49V210H48ZM64 209L67 212V213L65 212V215H63L64 211H65ZM43 210H44V212H43ZM70 211L72 213H74V211H75V214L77 216H79L78 225L77 226H79V228H80V234H81L80 236L76 235L78 233V231H76L74 228H70L69 227L70 223L65 218V217L68 216V213ZM153 211H155V206H154ZM47 212H48V215H47ZM183 212H185L184 215H183ZM187 216H189V217H187ZM174 217H176V219ZM251 217H252V219H251ZM9 218H11L10 220L12 222V225L10 224V221H8ZM42 218L45 219V220L43 219L44 222H43ZM41 220H42V223H41ZM173 220H174V222L175 221L176 222L174 223ZM147 221H150V222H147ZM65 222L68 224V226H67V224ZM256 222H257V224H256ZM37 226H38V228H37ZM94 229H95V231H94ZM191 229H189L188 232L186 231V234L184 235V237L188 238V241H189L190 236H192V234H193V230H191ZM190 230H191V232H190ZM155 235H156V233H155ZM182 236H183V234H182ZM146 239L148 241H146ZM157 239H158V237H157ZM260 239H261V237L259 238V240H257L259 243L262 242V239H261V241H260ZM59 241H60V243H59ZM66 241L67 240H65V242ZM68 241L70 242V240H68ZM171 241H172V239H171ZM217 241L218 240H215V242L213 244L214 246H215V244L217 246ZM56 242H57V244H56ZM242 244H243V241L241 242V245ZM14 245H15V243H14ZM159 245L161 247V244H159ZM2 247L3 246L0 245V264H8V262H10V256H9L10 253L8 254L6 251H4V249ZM197 247H199V243H197L196 248ZM225 247H227V246H225ZM161 248H163V247H161ZM19 249H21V251ZM89 249H90L91 253H89ZM216 249H217V247H212V250H214V252H212V254H214L213 255L214 259H215V251H216ZM245 249H246V247L244 246V248H242L241 250H238V252L236 253V255L239 254V256H240V257H238L239 264H243V263L245 264V261L244 260L242 261V259L244 257L243 251ZM22 250H24V249L21 247V245H18V251L21 252L23 256H26L25 250L24 251H22ZM225 250H227V248H225ZM165 251H167V250L165 249ZM77 252H78V254H77ZM55 254H56L57 257L55 256ZM65 254H66V256H65ZM179 254H181V255H179ZM72 255L75 256L76 258H74ZM130 255H129V261H130ZM144 255H146V253ZM225 256H226V252L224 253V256L222 257V259L225 258L224 261L222 262V264H231V262H234V258H236L235 254H233V253H231L229 256H226V257ZM248 257L251 258L250 254H248ZM26 258H27V256H26ZM145 258L146 259L148 258V261L147 260L146 261L149 264L150 261H151L150 258L147 257V256H145ZM183 258H184V260H183ZM76 259H77V261H76ZM219 259L220 258H219V254H218L216 256V262L217 263H218ZM11 260H12V257H11ZM83 260L85 261V263H84ZM129 261H128V264H129ZM170 264H172V263H170Z\"/></svg>","mask_w":264,"mask_h":264},{"label":"water","instance_id":"water-1","mask_svg":"<svg viewBox=\"0 0 264 264\" xmlns=\"http://www.w3.org/2000/svg\"><path fill=\"white\" fill-rule=\"evenodd\" d=\"M228 25L233 26L231 23H228Z\"/></svg>","mask_w":264,"mask_h":264}]
</instances>
